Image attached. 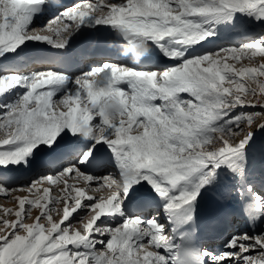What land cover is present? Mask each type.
Here are the masks:
<instances>
[{"label":"snow or ice","instance_id":"1","mask_svg":"<svg viewBox=\"0 0 264 264\" xmlns=\"http://www.w3.org/2000/svg\"><path fill=\"white\" fill-rule=\"evenodd\" d=\"M45 8L63 10L37 29ZM244 17L258 29L246 42L192 51L219 25L244 31ZM94 27L115 32L131 62L105 60L74 78L52 68L0 74V97L26 89L0 103V169L56 152L65 135L83 142L72 161L52 160L53 172L20 187L31 199L10 197L17 189L0 171L13 205L0 206V264H264V193L245 182L264 129V0H0V58L30 41L64 50ZM154 49L173 63L144 66ZM100 148L116 172L88 171ZM205 196L236 198L250 230L200 246Z\"/></svg>","mask_w":264,"mask_h":264},{"label":"bare ground","instance_id":"2","mask_svg":"<svg viewBox=\"0 0 264 264\" xmlns=\"http://www.w3.org/2000/svg\"><path fill=\"white\" fill-rule=\"evenodd\" d=\"M76 3H78V2H76ZM53 11H54V9L53 8H51V9H48L47 8V12H46V14L43 16V17H37V16H35V18L33 19V23H32V26L33 27H35V28H37V29H39V28H42V27H44V26H46L47 24H48V22H49V20L50 19H52V17L53 16H55V14L54 15H52V13H53ZM59 13V12H58ZM57 13V14H58ZM56 14V15H57ZM48 18V19H47ZM246 17H244L243 19H244V21H246L247 22V27H246V29L244 30V31H238V30H236V29H234L231 25H228V24H223V25H219V26H217V35H215V37H219L220 39H222V41L223 42H227V40H226V37L227 38H231V36L232 35H235V34H237V39L236 40H233L232 42L235 44L236 42H238L239 40H242V39H246V37L247 36H249L252 32H255V25L254 24H252L249 20H247V19H245ZM210 38H212V37H210ZM209 39V38H208ZM229 44H233V43H231V42H228ZM31 46H34V47H37V48H39V47H44V46H48V45H46V44H40V43H38V42H28L25 46H23L21 49H18L15 53H14V55L13 56H11L8 60H6V63L10 66V67H13L14 65H16V64H19L22 60H23V58H24V56H25V54H24V50L26 49V48H28V47H31ZM121 50H124L123 49V46L121 47ZM210 50V49H209ZM168 61H170V60H168ZM104 62V61H103ZM99 65V64H98ZM98 65H94V66H98ZM4 64H2V65H0V74H3V69H4ZM168 66V65H167ZM45 68H50L49 66H45L44 67V69ZM40 70H43V69H40V67L39 66H31V67H28L27 69H25V70H21V71H19L18 73L19 74H23V75H27V74H29V73H31V72H35V71H40ZM8 71H12V70H8ZM77 76V75H76ZM75 77V76H74ZM73 77V78H74ZM24 88H15V89H12L10 92H8V93H6L3 97H0V103H5V100L6 99H14V98H16L18 95H19V93L21 94L22 93V90H23ZM68 140V143H71V144H73L74 142H76V140H75V138H70V139H67ZM42 150H45V149H42ZM48 156V155H47ZM73 159H66L65 160V162L66 163H68V162H70V161H72ZM256 165H257V163H253L252 164V170L256 167ZM112 166V165H111ZM27 167H28V170L26 169V170H23V174H22V176H21V178L22 179H24V174H25V172H27V173H29V168L31 167V162L29 161V163H28V165H27ZM248 167V166H247ZM107 167H103L102 168V170H98V171H96V172H93L92 174L93 175H97V176H99L100 175V173H102L105 169H106ZM107 169H110V172H113L112 171V169H111V167H108ZM250 169H248L247 170V173H248V171H249ZM0 171H2L3 172V174L5 175L3 178H4V181L5 182H8V178L9 177H11L12 176V174L9 172L8 173V170H2V169H0ZM51 172H53V171H49L48 172V170H47V172L44 174V175H48V174H50ZM22 173V172H21ZM29 175V174H28ZM27 175V176H28ZM13 176H14V174H13ZM13 179V178H12ZM73 182V181H72ZM231 182L232 181H230L229 182V186H231ZM224 190V189H223ZM83 211V210H82ZM112 223H115L116 221H111ZM233 232L232 233H238V232H242V231H245V229H244V227H242L241 226V228H236V229H234V230H232ZM221 246V244H214V245H212L211 247L212 248H219Z\"/></svg>","mask_w":264,"mask_h":264},{"label":"rangeland","instance_id":"3","mask_svg":"<svg viewBox=\"0 0 264 264\" xmlns=\"http://www.w3.org/2000/svg\"><path fill=\"white\" fill-rule=\"evenodd\" d=\"M78 3H80V2H78ZM60 11H62V10H60ZM245 19L249 20L257 28V25H256L255 21H252L248 17H246ZM257 30L258 29H256V31ZM244 42H246V39L239 40L237 43L230 44V45H239V44L244 43ZM222 46H228V42L222 44ZM25 91H26V89H23L21 94H23ZM21 94L19 93V95H21ZM58 95H59V93H58ZM255 110L256 111H259V109H255ZM262 154H264V129L257 130L256 133L254 134L253 142L251 144V147H250V150H249V153H248V155H249V162L258 161L260 159V156ZM30 158H29V161H30ZM65 164H66V162H65ZM26 169L28 170V167L25 166L24 164H19V165H14V166L13 165H10L9 168L7 169L8 170V173L10 172L12 174V176L8 178V182H6V183L9 186H11L12 188L17 189V191L12 192L10 194V197H15V196H28L30 199L33 198V194L28 193L26 190L25 191H21L19 189H20L21 186H28V185H30L34 180L38 179L41 176V174H40V172H34L32 175H28V177L26 176V177H24V179H22L21 176L23 174V170H26ZM109 172H110V169H107L106 168L102 173H100L99 176L106 175ZM13 174H14V176H13ZM28 174H30V171H29ZM69 182L72 183L71 180ZM53 195H55V193H53ZM10 197H5L4 194H0V206L13 207V205H12V203L10 201ZM36 214H37V210L33 209L32 210V216H35ZM80 214L83 215V211H81ZM29 222H31V221H29ZM239 228H241V226H239ZM232 232L233 231H231L229 234H231Z\"/></svg>","mask_w":264,"mask_h":264}]
</instances>
